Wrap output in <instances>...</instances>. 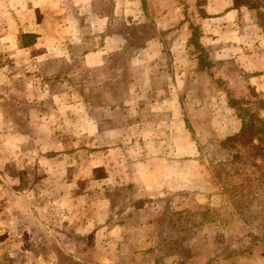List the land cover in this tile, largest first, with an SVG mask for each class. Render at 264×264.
Returning <instances> with one entry per match:
<instances>
[{"label": "rangeland", "instance_id": "obj_1", "mask_svg": "<svg viewBox=\"0 0 264 264\" xmlns=\"http://www.w3.org/2000/svg\"><path fill=\"white\" fill-rule=\"evenodd\" d=\"M79 2L0 0V264H264V138L238 137L243 123L264 127V91L203 48L209 71L182 100L196 156L166 139L148 147L129 112L145 85L134 79L149 72L132 65L136 51L93 71L78 50L67 61V6L89 11L69 19L87 51L92 13L110 8ZM255 3L264 32V0ZM114 25L125 30L124 19Z\"/></svg>", "mask_w": 264, "mask_h": 264}, {"label": "crops", "instance_id": "obj_2", "mask_svg": "<svg viewBox=\"0 0 264 264\" xmlns=\"http://www.w3.org/2000/svg\"><path fill=\"white\" fill-rule=\"evenodd\" d=\"M69 1L67 0V3ZM96 2L104 5L110 3V8L107 11L97 9L92 13L97 20L91 43L97 45L90 51H87V40L81 38V31L69 21L72 20V15L77 16L73 17L75 21L81 18L82 14L86 17L88 9H76L71 11V15L70 6H67V61L71 58V51L78 50L83 67L93 71L108 67V58L114 52L124 53L130 50L133 55L136 51L131 58L132 65L135 68L144 64L149 72L134 79L136 82H145V85L144 90H136L134 95L132 94L133 100L138 98L141 101L139 107L134 105L137 101L130 102L133 107L129 112H134L135 117L139 116L140 121L136 120L134 129L140 138L146 140L145 145L148 147H156L158 140L166 139L178 152L184 148L180 145H186L192 152V157L196 156V153H193L197 150L196 140L185 125L186 113L191 110L184 107L182 100L184 94H187L185 84L187 85L188 80L201 72L203 74L209 71V65H203L197 52L203 48L209 53L211 61L215 56H221V53L224 60H233L236 66L242 69L241 73L248 75V85L264 91V49L261 48L264 32L257 23L254 8L259 4L255 3L256 0ZM116 18L124 19L123 32L114 30ZM71 43L73 45L69 48ZM169 50L172 54H168ZM140 55L143 58L138 57ZM166 65L169 67L168 71L165 70ZM207 77L209 82V76ZM168 78L172 84L167 88L148 84L156 83L157 79L161 82ZM99 80L103 81V78ZM208 90L207 88L205 91ZM101 108L97 105L96 111ZM161 115H168L169 120L162 121L159 117ZM150 117L155 118L149 120ZM185 130L187 134H184ZM140 177L142 176L133 178ZM153 177L159 179V175L154 174ZM157 181L152 180L150 183L155 186ZM152 192H158V189L155 188Z\"/></svg>", "mask_w": 264, "mask_h": 264}, {"label": "trees", "instance_id": "obj_3", "mask_svg": "<svg viewBox=\"0 0 264 264\" xmlns=\"http://www.w3.org/2000/svg\"><path fill=\"white\" fill-rule=\"evenodd\" d=\"M202 62V60H201ZM257 133V134H256ZM239 135V136H238ZM236 135L235 137H241L243 138L241 145L244 146L245 145H249V144H253L254 140L257 138V140L262 143V139L264 138V127H261L260 129H258L257 131L254 130L253 128L248 127L247 123H243L242 125V131L240 134ZM234 137V138H235ZM226 142H224L225 146H226ZM223 144V145H224ZM254 149H260V146H252Z\"/></svg>", "mask_w": 264, "mask_h": 264}]
</instances>
